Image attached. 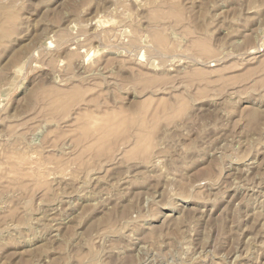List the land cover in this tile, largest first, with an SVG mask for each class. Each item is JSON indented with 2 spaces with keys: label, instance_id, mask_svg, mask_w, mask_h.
<instances>
[{
  "label": "rangeland",
  "instance_id": "374dc122",
  "mask_svg": "<svg viewBox=\"0 0 264 264\" xmlns=\"http://www.w3.org/2000/svg\"><path fill=\"white\" fill-rule=\"evenodd\" d=\"M0 264H264V0H0Z\"/></svg>",
  "mask_w": 264,
  "mask_h": 264
},
{
  "label": "bare ground",
  "instance_id": "6f19581e",
  "mask_svg": "<svg viewBox=\"0 0 264 264\" xmlns=\"http://www.w3.org/2000/svg\"><path fill=\"white\" fill-rule=\"evenodd\" d=\"M11 1H12V0H11ZM3 6H4V5H3ZM3 6H2V7H3ZM6 12H7V11H6ZM7 14H8V13H7ZM12 19H13V18H12ZM254 115H255L254 112H251V113H250V116H251V117H254ZM48 227H49V226H48ZM65 235H66V234H65ZM66 239H67V238H66ZM64 240H65V239H64Z\"/></svg>",
  "mask_w": 264,
  "mask_h": 264
}]
</instances>
